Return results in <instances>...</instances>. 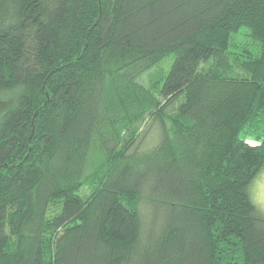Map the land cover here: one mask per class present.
Here are the masks:
<instances>
[{"label": "trees", "instance_id": "16d2710c", "mask_svg": "<svg viewBox=\"0 0 264 264\" xmlns=\"http://www.w3.org/2000/svg\"><path fill=\"white\" fill-rule=\"evenodd\" d=\"M263 166L264 0H0V264H264Z\"/></svg>", "mask_w": 264, "mask_h": 264}, {"label": "rangeland", "instance_id": "374dc122", "mask_svg": "<svg viewBox=\"0 0 264 264\" xmlns=\"http://www.w3.org/2000/svg\"><path fill=\"white\" fill-rule=\"evenodd\" d=\"M241 35H237V39L241 38ZM153 69L147 70L146 72L142 73L137 80L143 83H146L148 81V78L151 74H154L158 70V66L152 67ZM261 134L260 129L255 130L252 135L247 134V139L250 144L258 143L259 141H256V138L258 135ZM246 135V134H245ZM252 137V138H250ZM259 140V139H258ZM250 192L252 199L257 205L264 211V166L262 170H260L256 176L253 178V181L250 185Z\"/></svg>", "mask_w": 264, "mask_h": 264}]
</instances>
